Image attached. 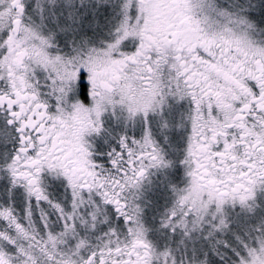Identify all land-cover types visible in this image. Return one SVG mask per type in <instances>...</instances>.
Listing matches in <instances>:
<instances>
[{"label": "snow or ice", "instance_id": "1", "mask_svg": "<svg viewBox=\"0 0 264 264\" xmlns=\"http://www.w3.org/2000/svg\"><path fill=\"white\" fill-rule=\"evenodd\" d=\"M0 264H264V0H0Z\"/></svg>", "mask_w": 264, "mask_h": 264}]
</instances>
